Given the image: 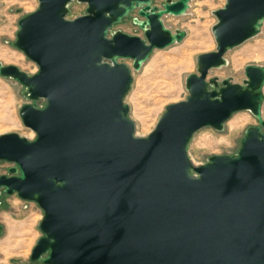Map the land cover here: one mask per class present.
I'll list each match as a JSON object with an SVG mask.
<instances>
[{
  "label": "water",
  "instance_id": "water-1",
  "mask_svg": "<svg viewBox=\"0 0 264 264\" xmlns=\"http://www.w3.org/2000/svg\"><path fill=\"white\" fill-rule=\"evenodd\" d=\"M154 1L38 0L18 22L12 46L37 69L0 64V77L25 89L31 103L18 114L33 136L0 135V161L11 165L0 194L42 212L31 262L264 264V66H245L242 85L208 78L227 65L228 51L260 33L264 0H225L212 12L215 50L196 56L185 99L138 136L125 103L133 72L184 40L164 18L190 7ZM73 2L86 7L70 20ZM135 10L142 37L113 30ZM243 111L258 125L245 130L237 154L195 165L187 151L194 134L222 132Z\"/></svg>",
  "mask_w": 264,
  "mask_h": 264
},
{
  "label": "rangeland",
  "instance_id": "rangeland-1",
  "mask_svg": "<svg viewBox=\"0 0 264 264\" xmlns=\"http://www.w3.org/2000/svg\"><path fill=\"white\" fill-rule=\"evenodd\" d=\"M164 1L155 0L153 6L161 8ZM224 3L225 0H190L186 15L164 18L167 28L172 31L184 30L186 37L167 49L155 50L140 71L133 72L125 103L129 107L128 116L136 125V135L146 136L153 130L167 105L185 99V79L197 72L196 56L215 50L211 27L216 19L212 12L222 8ZM37 7L38 0H0V64L16 66L27 74L36 71V65L15 49L12 43L16 40L19 20ZM85 7L73 2L66 18L71 20L81 16ZM135 16L133 12L113 30L142 37V32L132 24ZM225 60L227 65L211 70L208 78L216 77L220 81L230 78L232 83L242 85L245 66H264V22L256 37L228 51ZM124 63L131 66L130 60ZM24 91L14 80L0 77V135L16 133L26 138L33 136L22 125L18 114L22 105L31 103L23 95ZM257 125V120L249 112L235 113L225 122L222 132L205 128L194 134L187 146L188 156L195 165H203L211 156L236 155L245 130ZM10 166L0 161V175H6ZM41 216L42 212L34 202L22 201L16 195L0 194V264H40L31 262L29 257L41 237L37 228Z\"/></svg>",
  "mask_w": 264,
  "mask_h": 264
},
{
  "label": "built area",
  "instance_id": "built-area-1",
  "mask_svg": "<svg viewBox=\"0 0 264 264\" xmlns=\"http://www.w3.org/2000/svg\"><path fill=\"white\" fill-rule=\"evenodd\" d=\"M134 13H135V15H136L135 17H138V16H137V10H135Z\"/></svg>",
  "mask_w": 264,
  "mask_h": 264
}]
</instances>
